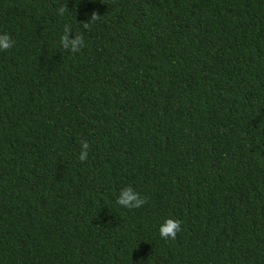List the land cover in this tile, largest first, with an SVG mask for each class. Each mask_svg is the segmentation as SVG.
<instances>
[{
  "label": "trees",
  "instance_id": "trees-1",
  "mask_svg": "<svg viewBox=\"0 0 264 264\" xmlns=\"http://www.w3.org/2000/svg\"><path fill=\"white\" fill-rule=\"evenodd\" d=\"M4 32L0 264H264V0H0Z\"/></svg>",
  "mask_w": 264,
  "mask_h": 264
},
{
  "label": "clouds",
  "instance_id": "clouds-1",
  "mask_svg": "<svg viewBox=\"0 0 264 264\" xmlns=\"http://www.w3.org/2000/svg\"><path fill=\"white\" fill-rule=\"evenodd\" d=\"M67 9V5H61L58 9V14L63 16ZM99 16L100 15H98L96 12H93L91 14L90 20L84 22V27L88 28L90 22L99 19ZM71 32H73L71 24H65L62 35L60 36V44L64 49L70 50L73 53L79 52L85 45L84 37L83 35L76 33L75 38L69 39V33ZM14 43L15 41L7 32L0 33V51H7L14 46ZM89 148V142L87 140H82L81 151L79 153V160L81 162L87 160ZM116 202L120 206L127 209H139L147 203V198L145 196H142L131 185H128L120 190ZM181 230V221L171 216L167 217L159 225V235L162 239L165 240H175L177 237V233H179Z\"/></svg>",
  "mask_w": 264,
  "mask_h": 264
}]
</instances>
